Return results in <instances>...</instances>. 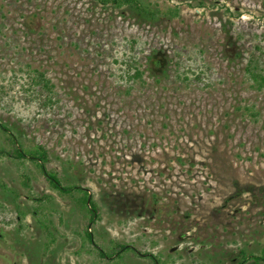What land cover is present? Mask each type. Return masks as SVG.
<instances>
[{
  "label": "rangeland",
  "instance_id": "1",
  "mask_svg": "<svg viewBox=\"0 0 264 264\" xmlns=\"http://www.w3.org/2000/svg\"><path fill=\"white\" fill-rule=\"evenodd\" d=\"M140 1L0 0V123L82 188L56 189L0 129V264L262 256L264 89L246 69L264 0Z\"/></svg>",
  "mask_w": 264,
  "mask_h": 264
},
{
  "label": "trees",
  "instance_id": "2",
  "mask_svg": "<svg viewBox=\"0 0 264 264\" xmlns=\"http://www.w3.org/2000/svg\"><path fill=\"white\" fill-rule=\"evenodd\" d=\"M98 1H100V3L102 4H109V3L113 5L129 4V6H131L135 10H138L141 13L145 11L144 10L145 8L143 7V4L140 0H98ZM246 71L248 73L249 78L253 82L254 86L258 89H264V54L260 46H256L253 49V52L251 53L249 57V62H248ZM39 75H40V82H41V87L43 88V91L39 88V90H36L37 93L34 96L37 100L43 101L44 99L46 100L45 96L47 92L51 91V88L49 86L50 85L49 81L45 78L44 74L40 73ZM136 75L140 76V73L137 71ZM0 129L4 130V132L8 134V139L10 140V142L12 143V146L14 147V151L16 152V154L12 156L13 158L17 160L19 159L22 161L26 158L27 160L30 159L31 162L35 164L41 170V172L47 177V179L51 182V184L56 189L60 190L61 192H64L65 194L71 195L73 192L77 191L78 189L82 190V188H80L79 186L62 185V183L60 182L56 174L47 170L46 165L49 161L48 159L49 151L47 150V148H45L44 146H38L34 148L33 150H27L23 147V144L19 140V137L15 135L13 131L9 130V128L6 125L0 123ZM1 153H4L3 150L0 151V154ZM83 192L85 193V191ZM89 199H90L89 193L86 192V195L85 196L83 195L79 199L78 205L81 207L82 209L81 211H85L90 216V221L92 222V221L97 220L99 210L95 202L93 201V199H90V201ZM0 207H2L1 204H0ZM86 232H87L86 237L88 238V240L93 245H95L93 241L94 240L93 233L88 228ZM97 248L99 250V255L102 258H108V259L118 257L121 252H125L131 249V247L129 246H124L122 250L117 251L116 254L110 257L108 256V254H106V252L103 251V249L99 247ZM131 250H134V249H131ZM145 256H149V255H145ZM251 257H253V260H254L253 264H261L264 261V252L262 253V256L260 257H256V256H251ZM251 257L250 258L243 257L242 258L243 262L240 264H246L247 262H249ZM155 261L156 259L153 258V263L157 264Z\"/></svg>",
  "mask_w": 264,
  "mask_h": 264
},
{
  "label": "water",
  "instance_id": "3",
  "mask_svg": "<svg viewBox=\"0 0 264 264\" xmlns=\"http://www.w3.org/2000/svg\"><path fill=\"white\" fill-rule=\"evenodd\" d=\"M90 199H91V197H90ZM90 199H89V201H90ZM175 250H176V248H173L171 251L174 252Z\"/></svg>",
  "mask_w": 264,
  "mask_h": 264
},
{
  "label": "flooded vegetation",
  "instance_id": "4",
  "mask_svg": "<svg viewBox=\"0 0 264 264\" xmlns=\"http://www.w3.org/2000/svg\"><path fill=\"white\" fill-rule=\"evenodd\" d=\"M189 252H192V250L190 249ZM153 258H154V257H153ZM155 262L158 264L157 260H156Z\"/></svg>",
  "mask_w": 264,
  "mask_h": 264
}]
</instances>
